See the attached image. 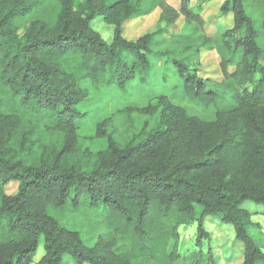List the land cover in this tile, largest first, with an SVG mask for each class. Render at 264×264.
<instances>
[{"label": "trees", "instance_id": "obj_1", "mask_svg": "<svg viewBox=\"0 0 264 264\" xmlns=\"http://www.w3.org/2000/svg\"><path fill=\"white\" fill-rule=\"evenodd\" d=\"M156 10L152 31L124 38L127 23ZM227 15L232 26L210 34L191 0L179 10L165 0H0V264H33L40 245L36 264H199L180 256L178 229L195 222L201 246L210 217L233 227L242 264H264L248 231L258 225L241 207L261 205L264 215V16L223 0L219 16ZM96 17L113 29L110 43L92 28ZM179 17L183 28L171 33ZM208 52L219 81L199 75ZM155 57L213 120L159 93L155 105L118 113L156 110L155 128L123 139L104 121L95 136L106 148L78 151L84 84L124 91L138 77L146 86ZM53 130L65 138L48 148Z\"/></svg>", "mask_w": 264, "mask_h": 264}, {"label": "rangeland", "instance_id": "obj_2", "mask_svg": "<svg viewBox=\"0 0 264 264\" xmlns=\"http://www.w3.org/2000/svg\"><path fill=\"white\" fill-rule=\"evenodd\" d=\"M79 1V0H78ZM174 9L179 10L181 0H165ZM262 0H243L245 11L250 16L262 14L264 10L259 7ZM223 0H191L192 5H202V17L205 21V29L211 34L217 29L230 28L232 26L231 16H219V7ZM160 11L156 10L151 15L135 19L127 23L124 27V38L126 40H136L142 35L152 31L158 21ZM184 19L179 17L178 20L169 28L171 33H178L182 30ZM92 28L99 33L101 38L110 43L113 36V29L105 25L101 18L96 17L92 21ZM219 59L215 52H208L202 57L199 75L214 81L221 79L219 70ZM172 68L165 64L164 59L152 58L150 76L146 86L140 85V80L135 77L128 82L126 90L120 91L118 88H100L94 89L90 83H85L84 87L89 88L90 96L85 101L82 112L87 113L78 128V141L76 148L78 151L97 152L105 149L107 146L106 139L95 136L97 124L108 121L102 128L108 133L114 130V135L122 138H128L131 133H137L142 129L149 131L158 125V111L151 114L141 115L130 112L128 116L118 114L125 108H134L146 106L149 103L155 105V96L159 93L166 94L172 102L181 105L186 111L199 117L204 121H210L214 118L212 109H203L197 105L184 100V95L179 86L177 77L172 74ZM163 77H166L162 82ZM157 79V83H156ZM153 82V83H152ZM63 130H53L45 140L46 147L57 148L64 141ZM34 139V138H33ZM17 191V184L10 183L5 187L7 195H13ZM241 207L252 213V223L258 225L249 228V235L264 252V215L261 205L245 201ZM204 231L207 237L202 240L201 246L196 244V224L191 222L189 225L181 226L178 229V252L182 257L192 255L196 257L199 264H242L244 249L235 239L234 229L232 226L222 223L218 217L206 218L204 222ZM41 245L38 253L34 258V263L42 255ZM65 264H73L69 258L64 259Z\"/></svg>", "mask_w": 264, "mask_h": 264}]
</instances>
